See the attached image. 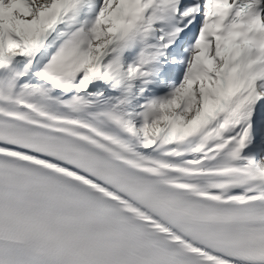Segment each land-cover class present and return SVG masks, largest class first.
I'll use <instances>...</instances> for the list:
<instances>
[{"label": "snow or ice", "instance_id": "snow-or-ice-1", "mask_svg": "<svg viewBox=\"0 0 264 264\" xmlns=\"http://www.w3.org/2000/svg\"><path fill=\"white\" fill-rule=\"evenodd\" d=\"M0 264H264V0H0Z\"/></svg>", "mask_w": 264, "mask_h": 264}]
</instances>
